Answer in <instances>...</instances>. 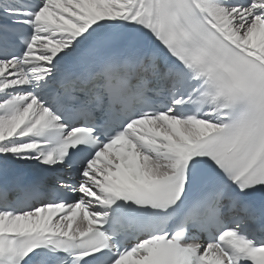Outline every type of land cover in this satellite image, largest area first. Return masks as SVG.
<instances>
[{"label": "snow or ice", "instance_id": "1", "mask_svg": "<svg viewBox=\"0 0 264 264\" xmlns=\"http://www.w3.org/2000/svg\"><path fill=\"white\" fill-rule=\"evenodd\" d=\"M0 264H264V0H0Z\"/></svg>", "mask_w": 264, "mask_h": 264}]
</instances>
